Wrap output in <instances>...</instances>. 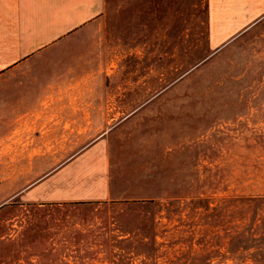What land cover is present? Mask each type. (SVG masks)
<instances>
[{"label":"rangeland","instance_id":"obj_1","mask_svg":"<svg viewBox=\"0 0 264 264\" xmlns=\"http://www.w3.org/2000/svg\"><path fill=\"white\" fill-rule=\"evenodd\" d=\"M186 15L147 38L144 83L125 86L156 102L125 134L136 199L42 207L1 196L0 174V264H40L48 214L87 220L81 244L99 245L61 264H264V14L231 30L208 28L203 0Z\"/></svg>","mask_w":264,"mask_h":264},{"label":"crops","instance_id":"obj_2","mask_svg":"<svg viewBox=\"0 0 264 264\" xmlns=\"http://www.w3.org/2000/svg\"><path fill=\"white\" fill-rule=\"evenodd\" d=\"M203 1L210 30L242 29L264 14V0ZM194 4L0 0L1 196L70 210L136 199L137 186L121 176L125 134L145 131L137 123L156 102L125 86L144 83L147 38L172 16L186 19ZM61 217L57 227L49 214L43 219L32 261L61 264L66 253L99 251L81 244L95 237L87 220Z\"/></svg>","mask_w":264,"mask_h":264}]
</instances>
